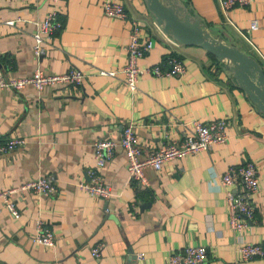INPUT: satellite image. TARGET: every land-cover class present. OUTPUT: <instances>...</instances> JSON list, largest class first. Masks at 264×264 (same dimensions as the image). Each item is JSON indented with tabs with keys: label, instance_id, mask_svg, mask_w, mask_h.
Segmentation results:
<instances>
[{
	"label": "crops",
	"instance_id": "0c3cea01",
	"mask_svg": "<svg viewBox=\"0 0 264 264\" xmlns=\"http://www.w3.org/2000/svg\"><path fill=\"white\" fill-rule=\"evenodd\" d=\"M128 17L105 13L103 0H62L63 27L44 40L37 56L34 32L52 0H0V64L6 76L81 68L80 83L0 87V145L14 137L27 142L0 151V191L40 175L54 176L56 190L17 192L15 217L0 197V264H169L172 252L205 245V264H264V256L241 259L245 242L264 245V112L240 86L228 62L198 44L171 42L147 0H122ZM219 39L236 44L264 65V0L224 8L220 0H181ZM132 16L142 23L151 48L142 66L170 65L173 50L185 70L141 74L132 89L128 62ZM259 19L257 28L252 18ZM13 19V21H10ZM101 68L116 72L101 73ZM227 119V139L209 149L145 169L146 182L131 176L118 147L101 169L108 197L78 186L94 165L93 142L120 138L129 120L144 153L195 131V121ZM246 160L259 168L254 221L240 234L231 227L221 175ZM43 220L55 245L34 238ZM103 243L101 255L93 247Z\"/></svg>",
	"mask_w": 264,
	"mask_h": 264
},
{
	"label": "built area",
	"instance_id": "2783aa9c",
	"mask_svg": "<svg viewBox=\"0 0 264 264\" xmlns=\"http://www.w3.org/2000/svg\"><path fill=\"white\" fill-rule=\"evenodd\" d=\"M62 0H52V4L46 15L39 20L38 28L34 32V48L37 56L44 52V40L55 30L63 27V21L59 17L60 2ZM252 0H220L224 8H229L237 4H247ZM103 9L106 14L119 17H128L129 11L122 0H103ZM10 21H13L11 19ZM130 30V40L127 45L128 62L123 67L128 84L132 89L137 86V81L141 74L151 70L155 74L171 73L178 74L185 70V62L178 51L173 50L170 54V65L163 67L156 63L153 66H142L139 58L143 56L152 46L149 38H142V23L132 16ZM259 19L252 18L251 27L257 28ZM164 30V29H163ZM165 36L173 43L180 42L172 35L163 31ZM101 73H112L116 70L101 68ZM85 72L78 67L63 72H50L37 67L34 72L28 75L6 76L0 64V87L21 88L27 84L35 85L42 90L46 85L58 83H80L85 77ZM137 124L129 120L123 127L120 138H98L93 142L94 165L87 170L89 178L78 181V186L93 195L108 197L111 195V186L105 181L101 174V169L110 160L118 147H122L127 156L128 170L135 179L146 182L145 169L152 167L161 170L164 163L170 159L182 158L188 154L209 149L215 143L224 142L227 139V119L222 117L208 122L195 121V131L187 133L183 137L172 138L160 144L157 148L143 152L141 140L136 132ZM27 139L24 137H14L0 145V151L11 150L17 146L24 145ZM55 177L51 175H40L37 178L24 181L18 186L0 191V197L5 201L10 212L15 216H20V209L14 201L13 195L26 190L34 191L39 195H49L56 190ZM221 185L226 187V198L230 210L231 227L240 234L248 229L255 219L257 207L255 194L260 187L259 168L252 160H246L239 165L229 167L220 177ZM36 241L45 245H55V231L52 226L43 220H38ZM103 243L97 244L92 249L95 256L101 255ZM208 256V248L205 245H187L180 250L174 251L169 257V264H205ZM241 259H250L257 256H264V245L258 242H245L239 248Z\"/></svg>",
	"mask_w": 264,
	"mask_h": 264
},
{
	"label": "water",
	"instance_id": "95a60500",
	"mask_svg": "<svg viewBox=\"0 0 264 264\" xmlns=\"http://www.w3.org/2000/svg\"><path fill=\"white\" fill-rule=\"evenodd\" d=\"M147 4L156 21L180 43L201 45L225 59L237 82L264 112V65L257 57L213 35L181 0H147Z\"/></svg>",
	"mask_w": 264,
	"mask_h": 264
},
{
	"label": "trees",
	"instance_id": "16d2710c",
	"mask_svg": "<svg viewBox=\"0 0 264 264\" xmlns=\"http://www.w3.org/2000/svg\"><path fill=\"white\" fill-rule=\"evenodd\" d=\"M181 55V54H180ZM182 57V56H181Z\"/></svg>",
	"mask_w": 264,
	"mask_h": 264
}]
</instances>
